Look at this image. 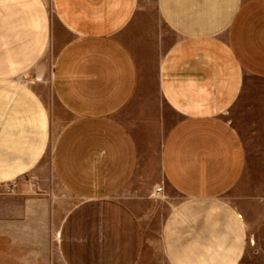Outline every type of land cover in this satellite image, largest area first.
<instances>
[{
    "label": "crops",
    "instance_id": "0c3cea01",
    "mask_svg": "<svg viewBox=\"0 0 264 264\" xmlns=\"http://www.w3.org/2000/svg\"><path fill=\"white\" fill-rule=\"evenodd\" d=\"M54 5L50 25L41 0H0V183L41 161L47 113L21 76L61 37L53 86L71 119L55 141L53 166L78 199L59 229L63 264H244L248 229L262 225L263 213L244 214V198L240 209L226 198L247 164L227 116L244 97L264 98V0ZM167 109L177 120L160 168L182 202L164 224L159 262L122 193L133 188L147 201L153 192L140 172L142 152Z\"/></svg>",
    "mask_w": 264,
    "mask_h": 264
},
{
    "label": "rangeland",
    "instance_id": "374dc122",
    "mask_svg": "<svg viewBox=\"0 0 264 264\" xmlns=\"http://www.w3.org/2000/svg\"><path fill=\"white\" fill-rule=\"evenodd\" d=\"M41 2L53 25L57 22L54 0ZM59 39L55 42L49 39L40 62L21 76V82L33 87L42 100L48 133L45 151L35 168L24 176L0 183V264H63L58 248L59 229L78 199L62 186L53 166L55 141L71 119L53 86V71L63 44ZM151 76L155 95V77L153 73ZM227 118L242 135L247 164L244 176L226 198L237 209L244 198V214L248 211L251 214L252 207H259L263 213L262 225L248 229L249 247L244 264H264V98L244 97V106L238 104ZM176 120V115L167 109L155 120L149 139H145L140 172L148 174L153 187L148 200L139 201L133 188L122 193V198L136 207L159 262L164 224L182 202L164 178L159 160L164 138ZM252 219L256 216L252 215ZM250 240L256 245H251Z\"/></svg>",
    "mask_w": 264,
    "mask_h": 264
}]
</instances>
